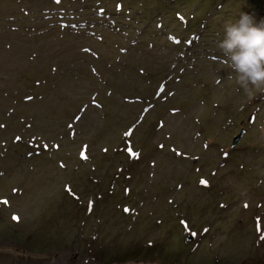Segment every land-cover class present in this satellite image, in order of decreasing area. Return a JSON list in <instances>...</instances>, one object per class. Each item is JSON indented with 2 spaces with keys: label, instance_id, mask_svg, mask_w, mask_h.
Segmentation results:
<instances>
[{
  "label": "rangeland",
  "instance_id": "obj_1",
  "mask_svg": "<svg viewBox=\"0 0 264 264\" xmlns=\"http://www.w3.org/2000/svg\"><path fill=\"white\" fill-rule=\"evenodd\" d=\"M241 12L0 0V264H264V92L218 48Z\"/></svg>",
  "mask_w": 264,
  "mask_h": 264
},
{
  "label": "clouds",
  "instance_id": "obj_2",
  "mask_svg": "<svg viewBox=\"0 0 264 264\" xmlns=\"http://www.w3.org/2000/svg\"><path fill=\"white\" fill-rule=\"evenodd\" d=\"M218 48L248 99L264 92V21L241 12L234 22L224 25Z\"/></svg>",
  "mask_w": 264,
  "mask_h": 264
},
{
  "label": "snow or ice",
  "instance_id": "obj_3",
  "mask_svg": "<svg viewBox=\"0 0 264 264\" xmlns=\"http://www.w3.org/2000/svg\"><path fill=\"white\" fill-rule=\"evenodd\" d=\"M56 2L59 3L60 0H56ZM119 7H120V6H118V8H119ZM180 19H183V17H180ZM175 43L179 44L180 41L177 40V41H175ZM189 43H191V41H189ZM217 83H219V81H217ZM161 91H163V89H161ZM126 135H128V133H126ZM207 147H208V146L205 145V148H207ZM130 154H131L132 156H134V157L137 155L136 153H131V152H130ZM82 155H83V154H82ZM178 155H179V153H178ZM227 156H228V153H224V157L227 158ZM213 174H214V173H213ZM200 184H201L202 186H204V187L209 186V185H208V181H207V180H204V179H201ZM68 190L70 191V189H68ZM221 207H224V205H221ZM244 207H245V208H248L249 205H248V204H245ZM90 210H91V202H89V211H90ZM125 211H126V212L129 211V209H125ZM13 219H18V218L14 216ZM256 220H257V232H260V230H261V229H260V223H261L260 217H257ZM180 223L184 225V227H185L186 230H189L186 221L181 220ZM189 231H190V230H189ZM203 231H204V233H207L208 229L205 228ZM191 235H192V236H196L197 233H196V232H191ZM260 239H261V240H264V235H261V236H260Z\"/></svg>",
  "mask_w": 264,
  "mask_h": 264
},
{
  "label": "water",
  "instance_id": "obj_4",
  "mask_svg": "<svg viewBox=\"0 0 264 264\" xmlns=\"http://www.w3.org/2000/svg\"><path fill=\"white\" fill-rule=\"evenodd\" d=\"M243 136H244V130H241L240 134H239L237 137H235V138L233 139L232 146H233V147L238 146L239 143L241 142ZM191 239H192V237H190V238L188 239V241H190Z\"/></svg>",
  "mask_w": 264,
  "mask_h": 264
}]
</instances>
